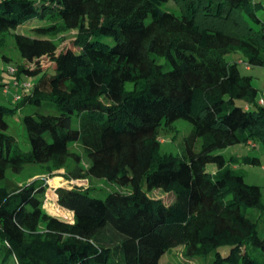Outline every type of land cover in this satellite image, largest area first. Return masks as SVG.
<instances>
[{
	"label": "trees",
	"instance_id": "16d2710c",
	"mask_svg": "<svg viewBox=\"0 0 264 264\" xmlns=\"http://www.w3.org/2000/svg\"><path fill=\"white\" fill-rule=\"evenodd\" d=\"M35 18L49 19L31 28L35 36L13 34L21 61L12 74L38 77L21 104L0 103V181L9 168H60L82 152L88 165L71 176L131 191L98 197L93 187L56 188L70 223L44 213L43 181L0 187V264H158L180 245L213 252L210 264H264L260 187L213 153L264 144V104L239 62L225 59L240 53L247 66L264 65V0H0V45ZM64 30L76 31L66 45L45 37ZM25 105L29 150L7 132V114ZM180 118L192 128L174 155L156 136ZM154 188L172 200L148 195Z\"/></svg>",
	"mask_w": 264,
	"mask_h": 264
},
{
	"label": "rangeland",
	"instance_id": "374dc122",
	"mask_svg": "<svg viewBox=\"0 0 264 264\" xmlns=\"http://www.w3.org/2000/svg\"><path fill=\"white\" fill-rule=\"evenodd\" d=\"M40 1V0H37ZM48 1V0H41ZM171 1L165 3L163 8H170ZM176 7V6H175ZM49 19L35 18L33 22L27 25H20L2 35V44L0 45V103L8 106H15L22 103L25 95L29 94L34 82L37 80L38 75L30 76L20 72L19 74H12L9 69L17 70L21 61L20 54L15 46L13 34L23 33L30 36H35L31 31L34 25H41ZM75 30H64L54 34H50L48 37L52 39L57 45H66L68 38L73 36ZM107 42L112 43L113 40L109 37L103 38ZM69 42V41H68ZM5 54L9 59L5 60L2 57ZM225 59L235 60L239 62L240 71L251 77L252 85L257 89V100H264V65H246L244 57L240 53H229L225 55ZM158 61L163 62V59ZM44 67H49V60L43 58ZM3 86L7 87L9 92V100L5 99L3 94ZM133 83L126 82L125 88L132 89ZM242 104V101H238ZM32 106L25 105L21 110H13L7 114L6 119L8 121L7 132L15 136L17 145L23 150H29V142L26 137L25 129L22 123V117L25 113L31 112ZM192 128L189 121L184 119H176L169 125H161L157 132V140H159L161 149L167 153L174 155H180L182 147L184 145L183 139L187 136ZM252 143H255L252 141ZM71 143L70 148H74ZM201 147V141L198 139L194 144V150L198 151ZM213 153L222 154L227 160V165L230 168H237L244 176V181L248 184H255L260 187L261 200L264 202V144L255 143V146L238 143L226 146L222 149H217ZM250 155L258 157V164H248L241 160V156ZM237 157L236 163H232L229 158ZM88 165L87 158L80 152L79 160H75L69 157L66 161V165L60 168H54L50 163H35L27 164L21 167L19 170L14 171L7 169L5 178L0 181V187H5L8 190L16 189L29 184L36 180L44 182V193L42 197V209L45 214L55 216L56 218L65 221L73 222V213L62 207L57 198L55 189L58 187L71 188L73 186H80L84 188H95L91 191V194L98 197H104L109 191H121L130 192L131 187L129 185L120 186L113 182L106 181L104 179L94 177H73L71 174L78 168H86ZM214 168V164L209 163L206 165V170L211 172ZM148 195L154 198H161L165 203H169L173 195L169 190H162L154 188L147 192ZM254 212V211H253ZM45 231V222L42 221L37 229V232L41 233ZM259 234L264 233V219L258 224ZM218 251L224 255L229 251V246H222L218 248ZM196 247L188 245H180L172 247L163 253L158 261V264H210L214 253L208 254H196Z\"/></svg>",
	"mask_w": 264,
	"mask_h": 264
},
{
	"label": "built area",
	"instance_id": "2783aa9c",
	"mask_svg": "<svg viewBox=\"0 0 264 264\" xmlns=\"http://www.w3.org/2000/svg\"><path fill=\"white\" fill-rule=\"evenodd\" d=\"M9 72L10 73L14 72V69H9ZM3 91L7 92V87L6 86H3ZM259 103L264 104V100H259ZM247 143L249 145H251V146H255V143H252V141H248Z\"/></svg>",
	"mask_w": 264,
	"mask_h": 264
},
{
	"label": "crops",
	"instance_id": "0c3cea01",
	"mask_svg": "<svg viewBox=\"0 0 264 264\" xmlns=\"http://www.w3.org/2000/svg\"><path fill=\"white\" fill-rule=\"evenodd\" d=\"M5 60H8V59H5ZM3 94H4L6 100L10 99L9 92L8 93H4V91H3Z\"/></svg>",
	"mask_w": 264,
	"mask_h": 264
}]
</instances>
